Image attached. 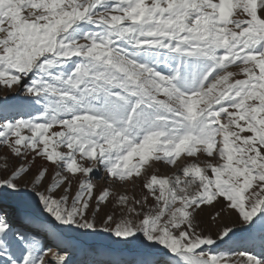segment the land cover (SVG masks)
Returning <instances> with one entry per match:
<instances>
[{
	"label": "snow or ice",
	"instance_id": "6c2138e0",
	"mask_svg": "<svg viewBox=\"0 0 264 264\" xmlns=\"http://www.w3.org/2000/svg\"><path fill=\"white\" fill-rule=\"evenodd\" d=\"M0 86L23 93L19 109L39 113L0 112V146L27 162L0 178L3 194L24 195L19 182L39 159L31 192L61 226L142 237L175 258L165 264H264L214 251L236 231L213 236L198 221L226 211L245 231L264 230V0H0ZM182 159L170 176L149 172ZM100 169L113 184H139L140 196L96 195ZM20 240L22 264H68ZM10 245L0 218V255L20 264Z\"/></svg>",
	"mask_w": 264,
	"mask_h": 264
},
{
	"label": "rangeland",
	"instance_id": "374dc122",
	"mask_svg": "<svg viewBox=\"0 0 264 264\" xmlns=\"http://www.w3.org/2000/svg\"><path fill=\"white\" fill-rule=\"evenodd\" d=\"M167 71V69H164ZM18 97V99H13ZM8 100V104L4 105L3 101ZM25 99L23 93L18 89L9 91L0 86V112L7 115L10 119H30L38 112L27 109H19L20 101ZM2 119V116H0ZM0 157H7L9 168L7 171L0 168V178H6L11 171L21 163H27L17 160L13 157L7 148L0 146ZM216 163L217 161H213ZM4 163L0 160V164ZM42 161L37 159L32 165V173L21 180L20 187L24 195H6L0 191V218H3L10 226L9 254L22 264L23 257L27 255V251L20 240L24 238V242L35 241L39 244L42 252H47L45 260L51 262L52 254L59 253L66 257L68 264H165V261L175 259L169 254L168 257L162 258L157 254L156 250L148 245L146 241L140 237L135 243L118 241L108 233H91L85 234L84 230L74 227H66L59 225L49 214L43 211L38 198L31 192V180L36 170L41 167ZM184 160L178 162L176 168H169L164 165H156L149 169V172H155L159 176H170L182 167ZM53 169L49 167L46 174L44 185L52 183ZM27 181V183L25 182ZM92 183L95 185V194L98 195L101 190L108 188L113 197L127 194L133 195V191L137 197L142 192L141 186L138 184L133 190L131 184L120 186L113 184L107 179V174L102 170H98L92 174ZM43 190V189H41ZM77 191V183L74 181L72 185V194ZM63 192V188L57 190L54 195L59 197ZM153 201L149 199V204ZM9 208H13V212L8 216ZM102 211L97 214V228L102 226V221L106 214H113L112 205L107 207L101 206ZM217 207L214 211H219ZM115 219L120 218V212L115 211ZM258 218H254V221ZM200 228L206 233L213 236L223 227H232L236 231V235L228 243L221 242L219 247L213 246L216 252H247L264 259V230L259 227L252 231H245V226L237 221L235 214L222 212L221 216L212 220L210 213L205 211L198 217ZM15 237V238H13ZM136 239V238H133ZM49 249L51 251H49ZM0 264H8V255H0Z\"/></svg>",
	"mask_w": 264,
	"mask_h": 264
},
{
	"label": "bare ground",
	"instance_id": "6f19581e",
	"mask_svg": "<svg viewBox=\"0 0 264 264\" xmlns=\"http://www.w3.org/2000/svg\"><path fill=\"white\" fill-rule=\"evenodd\" d=\"M13 211H14L13 208H9L7 215L10 216Z\"/></svg>",
	"mask_w": 264,
	"mask_h": 264
}]
</instances>
